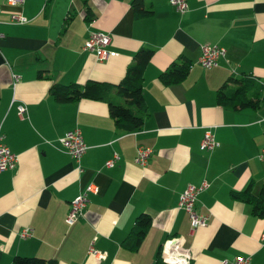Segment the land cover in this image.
<instances>
[{
  "label": "crops",
  "instance_id": "1",
  "mask_svg": "<svg viewBox=\"0 0 264 264\" xmlns=\"http://www.w3.org/2000/svg\"><path fill=\"white\" fill-rule=\"evenodd\" d=\"M131 1L11 6L0 0V133L17 159L0 172V264H13L15 255L58 264H157L172 238L177 251L190 255L189 264H229L236 255L264 264V219L230 197L247 185L256 195L264 184L257 157L264 146V0H187L183 14L170 0H147L153 14L145 19H133ZM12 15L26 22L13 23ZM96 32L110 36L106 51L115 53L100 62L82 50ZM200 45L226 52L206 69L196 62ZM148 46L154 54L141 84L148 116L139 132L118 134L101 101L58 104L48 93L50 84L117 83L135 50ZM177 58L191 62L187 78L161 84L159 73ZM243 74L262 85L259 106L234 111L216 105L217 88ZM226 86L235 88L232 80ZM74 128L87 146L78 160L58 143ZM207 129L218 143L202 151ZM139 146L151 150L140 166L134 162ZM114 153L119 159L106 168ZM204 182L195 209L208 220L192 231L178 199L187 186ZM91 183L97 192L70 225L68 204ZM142 213L151 219L148 232L136 251H127L121 242ZM27 228L29 236L21 239ZM91 246L101 260L88 254Z\"/></svg>",
  "mask_w": 264,
  "mask_h": 264
},
{
  "label": "trees",
  "instance_id": "2",
  "mask_svg": "<svg viewBox=\"0 0 264 264\" xmlns=\"http://www.w3.org/2000/svg\"><path fill=\"white\" fill-rule=\"evenodd\" d=\"M85 3V0H81ZM150 2L147 0H132L131 12L133 19H145L153 14ZM85 20L90 21L92 15L86 6ZM154 54L152 47H139L131 58L130 64L124 69L121 80L117 83H105L103 81H93L88 79L84 84L79 85L76 82L71 84H50L48 93L52 95L54 102L70 103L76 100H86L103 102L107 105L109 117L112 119L114 129L118 134L136 133L141 129L142 121L148 116L145 102L142 99L141 84L144 81L143 73L149 65V60ZM191 62L185 58H177L172 61L168 67H165L159 73V82L170 86L182 82L187 78L188 69ZM38 72V77L41 73ZM232 80L235 88L226 86L227 81ZM221 87L215 91L214 99L216 105L220 107H231L234 111L241 109L254 110L259 106V91L262 85L258 84L254 76L243 74L239 79L228 78ZM259 192L253 195L251 189L246 186L243 191H231L230 197L238 202L248 203L251 214L264 219V184L260 185ZM151 219L146 214H139L135 218L129 233L121 242L123 248L127 251H136L143 240L144 235L148 232ZM13 264H58L55 259H45L37 257H24L15 255L12 257ZM161 264L159 260L156 262Z\"/></svg>",
  "mask_w": 264,
  "mask_h": 264
},
{
  "label": "built area",
  "instance_id": "3",
  "mask_svg": "<svg viewBox=\"0 0 264 264\" xmlns=\"http://www.w3.org/2000/svg\"><path fill=\"white\" fill-rule=\"evenodd\" d=\"M23 0H6V3L11 6H18ZM187 0H170L169 5L173 7L178 13H185ZM13 23H25L26 19L22 16L12 15ZM111 42L110 36L107 34H102L101 32L90 33L85 40L82 50L89 51L95 55L96 61H104L110 55H115L114 52H107L106 48ZM200 54L198 55L197 61L201 67L206 69H211L213 66L218 64V59L224 57L226 50L217 45H212V47L200 45ZM16 80V78H14ZM17 114L19 117L22 116L25 111V107H18ZM81 133L77 128L66 132L62 138L58 139L59 145L62 146L64 152L67 153L69 157L73 159H79L80 156L85 152L87 146L83 143L81 139ZM2 134L0 133V172L10 171L17 163V159L13 153H10V150L2 142ZM201 143L199 148L202 151H211L216 145L217 141L213 137V134L207 129L203 132ZM136 158L134 159L135 164L143 165L147 159L151 156V150L149 148H144V146H139L136 149ZM112 158L104 162L106 168H111L114 162L119 159V156L114 153ZM258 160L264 164V146L261 148L259 154H257ZM205 182L202 183L199 187L197 186H187L183 189L182 194L179 196L178 204L179 209H182L189 221V228L194 231L195 228H203L206 225L208 220L207 215L199 214L196 208V196L203 191L205 188ZM97 188L91 183L84 188V190L77 194V197L71 200L68 204V212L65 215V222L70 225L73 224L79 216L82 215V212L85 211L86 206L89 202L90 194H96ZM30 234V230L23 229L19 232L21 239H26ZM175 240L169 239L165 242V245L160 250V262L161 264H189L191 257L186 252H179L175 249ZM88 254L94 256L96 259L101 260L102 256L96 251V249L91 246L89 248ZM249 256H238L236 255L234 259L229 264H250Z\"/></svg>",
  "mask_w": 264,
  "mask_h": 264
}]
</instances>
